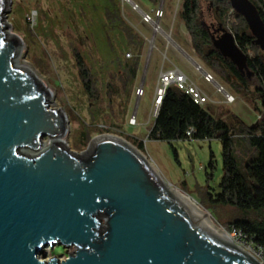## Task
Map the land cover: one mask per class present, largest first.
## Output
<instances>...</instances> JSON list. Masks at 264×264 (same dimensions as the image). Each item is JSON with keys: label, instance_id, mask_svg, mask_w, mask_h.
<instances>
[{"label": "water", "instance_id": "95a60500", "mask_svg": "<svg viewBox=\"0 0 264 264\" xmlns=\"http://www.w3.org/2000/svg\"><path fill=\"white\" fill-rule=\"evenodd\" d=\"M229 2L264 52L255 6ZM8 3L0 0V264H260L168 192L123 138L97 136L82 155L68 150L66 117L50 107L49 90L13 67L21 40L5 22ZM214 45L234 56L230 38ZM44 138L52 142L41 149ZM56 245L71 253L38 258Z\"/></svg>", "mask_w": 264, "mask_h": 264}, {"label": "rangeland", "instance_id": "374dc122", "mask_svg": "<svg viewBox=\"0 0 264 264\" xmlns=\"http://www.w3.org/2000/svg\"><path fill=\"white\" fill-rule=\"evenodd\" d=\"M112 1L124 26L143 42L134 85L124 89L122 77L137 52L127 45L122 27L107 21L108 0H9L5 22L10 26L9 32L21 40L17 64L28 68L46 86L50 92V107L65 115L67 130L63 140L69 151L82 155L88 151L91 139L102 135L123 138L136 148L141 142V152L165 183L208 216L214 226L238 246L228 227L233 212L214 209L205 200V186L214 190L223 177L222 141L175 140L167 143L149 136L154 122L155 72L165 74L178 70L184 73L210 101L216 102L204 104L203 108L214 118L231 125H236L239 120L249 126L256 123L260 108L257 96L253 89L245 96L236 93L215 75L218 83L235 98L232 105L221 103V96L202 82L193 66L167 44L160 31H154L158 26L186 55L205 66L195 55L179 18L183 0H155L154 5L149 0ZM133 4L151 16L157 12L162 16L155 18L153 24H145L133 10ZM200 21L206 26L216 22V9L210 0H200ZM238 22L236 16L228 17L226 28L231 29V25ZM76 56L94 84L93 98L88 96L81 81ZM262 60L264 62V52ZM140 90L142 96H138ZM84 132L89 134V141L83 138ZM235 134L239 135L238 132ZM43 143L47 145L48 139L44 138ZM233 152L242 170L252 151L243 141L234 138ZM22 155L33 157L35 154ZM210 162L212 169L208 167ZM207 175H211L209 180ZM69 253L70 248L56 245L39 252L38 258L64 260Z\"/></svg>", "mask_w": 264, "mask_h": 264}, {"label": "trees", "instance_id": "16d2710c", "mask_svg": "<svg viewBox=\"0 0 264 264\" xmlns=\"http://www.w3.org/2000/svg\"><path fill=\"white\" fill-rule=\"evenodd\" d=\"M109 9L105 10L107 21L116 22L122 27L126 43L137 52V57L127 64L122 86L134 85L139 68V53L142 40L125 27L118 9L112 0H108ZM152 5L155 0H149ZM256 8L264 25V1L249 0ZM216 9V22L206 26L200 21V0H183L179 18L190 37L191 47L202 63L232 89L245 96L253 89L258 103H264V62L262 52L255 43V38L240 16L237 25L226 28L225 20L235 18L229 0H210ZM222 38H230L235 47L234 56L224 54L215 47L214 42ZM77 57V56H76ZM77 65L81 81L89 97H95V87L86 68L77 57ZM192 128L191 137L186 132ZM236 132L239 133L236 136ZM152 139L164 142L175 140H220L223 143V177L216 189L205 186V200L214 209H229L233 212L228 227L240 230L256 246L264 249V122L245 125L240 120L231 125L224 120L214 118L203 106L193 100L176 86L166 89L157 116L149 133ZM83 138H91L87 132ZM243 141L252 151L244 162L243 169L233 152V139ZM143 150V144H137ZM212 169V162L209 163ZM211 175H207V180ZM208 190L212 191L211 193Z\"/></svg>", "mask_w": 264, "mask_h": 264}, {"label": "built area", "instance_id": "2783aa9c", "mask_svg": "<svg viewBox=\"0 0 264 264\" xmlns=\"http://www.w3.org/2000/svg\"><path fill=\"white\" fill-rule=\"evenodd\" d=\"M132 7L135 12L139 13L142 22L145 24H153L155 18L157 20V18H160L162 16L161 12H157L154 16H151L149 13L142 11L135 4H133ZM232 12L233 11L231 9L227 15L230 16ZM227 29L230 31V28ZM154 31L158 32L161 31V29L158 26H155ZM195 71L201 77L202 82L206 86L211 87L210 89L221 96V103H224L226 105H232L235 103L234 96L230 94L221 83H218L217 77L211 70L200 64L199 66H197ZM170 86H176L178 89L182 90L197 105L203 106L204 104L212 103L207 95L202 93L200 88L195 83L191 82L184 73L178 70L167 71L165 72V74H160L154 87L152 98V115L154 118L157 116V112L162 98L165 95V91ZM142 95L143 91L140 90L138 96ZM255 121L256 123L264 122V103L260 104V108L257 110ZM192 134L193 129L190 128L186 132V136L190 138ZM231 237L235 239L239 248L253 256L260 264H264V249L262 247L256 246L252 241L249 240L248 237L243 235L240 230L231 229Z\"/></svg>", "mask_w": 264, "mask_h": 264}, {"label": "bare ground", "instance_id": "6f19581e", "mask_svg": "<svg viewBox=\"0 0 264 264\" xmlns=\"http://www.w3.org/2000/svg\"><path fill=\"white\" fill-rule=\"evenodd\" d=\"M127 1V0H126ZM164 38H165V41L167 42V44L173 48L177 53H179L182 58H184L185 60H187L192 66L194 69L197 68V66H199L200 64L196 61L195 58L193 57H189L188 55H186V53L179 49L177 47V45L175 43H173V41L170 39L169 35L166 34V33H163L162 31H160ZM20 51V50H19ZM179 55V56H180ZM17 58V57H16ZM16 58L13 60L12 64H13V67L15 68H22V69H26L27 71L30 72V70L28 68H26L25 66H20L17 64V61H16ZM186 61V62H187ZM189 64V65H190ZM31 73V72H30ZM52 142V140H48V143L47 145L46 144H42V147L41 149H45L49 146V144ZM23 153H26V154H36L37 152H34L30 149H23L22 150ZM165 183V182H164ZM165 187L167 189L168 192H170L176 199H178L182 204H184L188 209H190L192 212L194 213H197V214H202V215H205L203 214L194 204H192L188 199H186L182 194H180L177 190H175L174 188L170 187L169 184L165 183ZM206 220H207V225L208 227H210L213 231H215L220 237H222L224 240H226L228 243H230L231 245L233 244V242L231 241V239L229 237H227L223 232H221L220 230H218L214 224L211 222V220L209 219L208 216H206ZM234 245V244H233Z\"/></svg>", "mask_w": 264, "mask_h": 264}, {"label": "crops", "instance_id": "0c3cea01", "mask_svg": "<svg viewBox=\"0 0 264 264\" xmlns=\"http://www.w3.org/2000/svg\"><path fill=\"white\" fill-rule=\"evenodd\" d=\"M155 78H156V80L154 81V87H155V85H156V82H157V80H158V77L160 76V72H158V71H156L155 72ZM194 83V82H193ZM153 93H154V91H153ZM212 103H216V102H214V101H212Z\"/></svg>", "mask_w": 264, "mask_h": 264}]
</instances>
